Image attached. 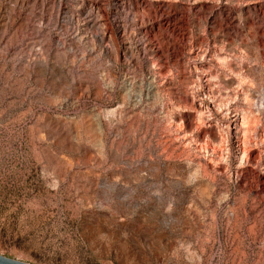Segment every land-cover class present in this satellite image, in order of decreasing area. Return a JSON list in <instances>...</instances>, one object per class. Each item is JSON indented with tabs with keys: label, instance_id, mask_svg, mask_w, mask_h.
Here are the masks:
<instances>
[{
	"label": "rangeland",
	"instance_id": "obj_1",
	"mask_svg": "<svg viewBox=\"0 0 264 264\" xmlns=\"http://www.w3.org/2000/svg\"><path fill=\"white\" fill-rule=\"evenodd\" d=\"M170 3L0 0L1 256L264 264V0L219 3L242 56L209 60Z\"/></svg>",
	"mask_w": 264,
	"mask_h": 264
},
{
	"label": "crops",
	"instance_id": "obj_2",
	"mask_svg": "<svg viewBox=\"0 0 264 264\" xmlns=\"http://www.w3.org/2000/svg\"><path fill=\"white\" fill-rule=\"evenodd\" d=\"M222 0H170V9L173 13L171 24V38L169 40V47L167 51L171 58L175 60L188 59H232L240 58L241 48L237 45V40L234 39V25L228 22L226 27L219 23L215 14ZM165 6V5H164ZM163 7V6H161ZM181 11H185L188 15L185 16ZM207 11H210L208 13ZM196 19L192 20L191 14ZM211 27L213 30H208ZM218 27L224 28L219 30ZM228 32L229 38H221V33ZM164 51H166L164 49ZM162 49V52H164ZM186 62V61H185ZM186 68L188 72V65L183 63L181 66ZM181 68L175 71L178 79L179 75H183ZM212 73L206 74L203 81L211 85H216ZM177 89V87H176ZM175 89V90H176Z\"/></svg>",
	"mask_w": 264,
	"mask_h": 264
},
{
	"label": "water",
	"instance_id": "obj_3",
	"mask_svg": "<svg viewBox=\"0 0 264 264\" xmlns=\"http://www.w3.org/2000/svg\"><path fill=\"white\" fill-rule=\"evenodd\" d=\"M0 264H27L17 260L8 259L0 255Z\"/></svg>",
	"mask_w": 264,
	"mask_h": 264
}]
</instances>
